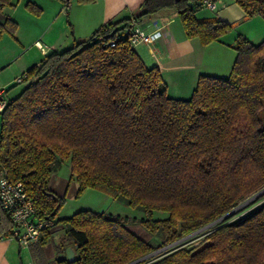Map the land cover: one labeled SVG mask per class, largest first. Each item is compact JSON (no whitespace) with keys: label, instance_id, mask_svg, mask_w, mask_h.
<instances>
[{"label":"trees","instance_id":"16d2710c","mask_svg":"<svg viewBox=\"0 0 264 264\" xmlns=\"http://www.w3.org/2000/svg\"><path fill=\"white\" fill-rule=\"evenodd\" d=\"M60 1L66 8L70 0ZM233 1L247 17L264 18V0ZM5 4L10 0H0V8ZM202 5L143 0L130 16L108 20L87 38L49 51L24 71L25 86L17 95L2 96L0 176L21 182L35 216L52 222L37 249L52 239V226L63 229L53 260L37 251L35 264H127L264 189V40L254 44L238 34L230 73L199 75L186 99L171 97L159 67L146 66L129 43L132 23L161 10L177 13L186 38L201 45L218 40L231 26L198 19ZM0 29L12 32L15 22L7 19ZM64 160L78 193L90 187L123 197L142 216L82 209L57 218L64 196L48 182ZM260 199L243 217L208 227L196 246L173 247L139 264H264V193ZM155 210L166 215L153 218ZM131 223L159 244L138 237L128 229ZM11 229L0 203V238ZM67 247L74 250L73 261L66 258Z\"/></svg>","mask_w":264,"mask_h":264},{"label":"crops","instance_id":"0c3cea01","mask_svg":"<svg viewBox=\"0 0 264 264\" xmlns=\"http://www.w3.org/2000/svg\"><path fill=\"white\" fill-rule=\"evenodd\" d=\"M142 1L93 0L85 3H80L77 0L69 1L63 10L66 9L65 14L72 27V41L73 39L87 38L94 29L108 20L130 16L138 9ZM214 1L216 3L214 10L202 5L195 12V16L200 20L221 19L230 24L231 27L218 40L207 45H201L197 38H186L178 15L172 10H161L148 18H143L138 23L140 27L149 32L154 27H158L161 31L160 37L153 43L139 44L134 49L146 66L159 67L171 97L188 98L201 74L226 77L230 73L236 57V51L232 44H234L238 34L254 44L264 40V20L259 15L247 17L241 7L233 0ZM253 19L258 20L252 22ZM65 26L62 25L58 28L54 37L46 43L49 48L42 54V58L53 49H62L71 44L72 41L70 42L71 39L67 35ZM137 48L139 49L137 50ZM1 89L4 97L6 90ZM61 167L62 165L51 174L48 188L60 196L67 194L73 196L78 190V183L69 178L70 173L68 178L59 175ZM127 227L129 229V225ZM54 228L56 233L60 232L59 237L54 238L55 232L52 233V239L39 249L36 248V242L23 246L15 240L0 238V264H14L11 254L15 252L21 264L20 254L23 247H27L33 264H35L34 253L37 251L42 253L45 261H52L55 256L54 244L61 240L63 234L62 224H57Z\"/></svg>","mask_w":264,"mask_h":264},{"label":"rangeland","instance_id":"374dc122","mask_svg":"<svg viewBox=\"0 0 264 264\" xmlns=\"http://www.w3.org/2000/svg\"><path fill=\"white\" fill-rule=\"evenodd\" d=\"M70 1L74 2L75 0ZM63 9L64 4L60 0H10V4H5L0 8V23L6 22L7 19L15 22V29L12 32L7 29H0V89L4 88L6 90L4 97L8 98L17 95L25 86L24 81L15 83L16 79L27 68L41 60L42 54L49 48L46 43L54 37V33L58 28L66 25L67 35L71 39L70 42L72 41V27L65 14L66 9L65 11ZM256 20L258 19H253L252 22H256ZM5 27H9V25ZM252 27H254L253 24ZM69 38L67 37L68 40ZM69 173V162L64 160L59 170V175L68 178ZM262 193H264V189L246 198L221 222H232L248 214L261 203L260 196ZM82 209L103 211L135 219L140 218L143 214L142 210L130 206L123 197L114 198L108 193L86 187L80 193L77 190L73 196H69L68 194L64 196V201L58 210L57 218L67 217ZM164 215H166L165 212L155 210L152 217L157 218ZM128 225L129 229L140 238L145 239L144 241L159 244V239L151 236L139 224L131 223ZM206 229L208 228L198 232L195 231V233L189 234L170 246L160 247L156 249L157 252L154 254L134 264H139L151 258L156 259L168 253L169 249L173 247L187 248L196 246L201 241L205 234L203 232ZM55 231L54 226H52L48 232L52 234ZM59 234L60 232H55L53 237L58 238ZM16 254V252L11 254L14 264H20ZM20 259L21 264H33L27 247L21 248Z\"/></svg>","mask_w":264,"mask_h":264},{"label":"built area","instance_id":"2783aa9c","mask_svg":"<svg viewBox=\"0 0 264 264\" xmlns=\"http://www.w3.org/2000/svg\"><path fill=\"white\" fill-rule=\"evenodd\" d=\"M202 3L208 9L216 8L214 0H202ZM160 35L161 31L158 27H154L149 32L134 22L129 30V43L134 47L138 44H151ZM22 80L23 74L16 79V82L20 83ZM2 92L0 89V111L6 105ZM0 203L12 222L11 234L7 238L15 240L23 246L36 242L42 230L48 229L52 224L50 220L39 219L35 216L32 200L25 192L22 183L12 181L6 175L0 176Z\"/></svg>","mask_w":264,"mask_h":264},{"label":"water","instance_id":"95a60500","mask_svg":"<svg viewBox=\"0 0 264 264\" xmlns=\"http://www.w3.org/2000/svg\"><path fill=\"white\" fill-rule=\"evenodd\" d=\"M188 5H189V6H193V5H194V2H189ZM233 211H234V209L230 210L229 212L225 213L224 215H222L221 217L217 218V219L214 220L213 222H211V223H209L208 225H206V226L200 228V229L197 230L196 232H198V231H200V230H202V229L208 228V227L212 226L213 224H215V223L218 222V221H221L222 219H224L225 217H227L228 215H230ZM193 233H195V232H193ZM193 233H191V234H193ZM175 243H176V242H175ZM172 244H174V243H172ZM172 244H170V245H172ZM170 245H167V246H170ZM167 246H164V247H167ZM164 247H162V248H164ZM65 252H66V258H67V260H69V261H73L74 258H75L74 250H73L71 247H67ZM155 252H157V250H154V251H152V252H150V253H148V254H146V255L140 257V258H137V259H135V260H133V261L127 263V264H134V263H136V262H139V261H141V260H143V259L149 257L150 255L154 254Z\"/></svg>","mask_w":264,"mask_h":264}]
</instances>
